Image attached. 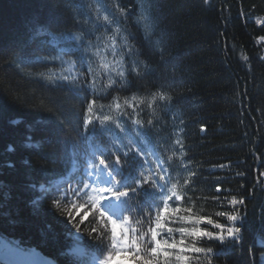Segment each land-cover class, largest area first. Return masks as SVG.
I'll list each match as a JSON object with an SVG mask.
<instances>
[{
    "label": "trees",
    "instance_id": "obj_1",
    "mask_svg": "<svg viewBox=\"0 0 264 264\" xmlns=\"http://www.w3.org/2000/svg\"><path fill=\"white\" fill-rule=\"evenodd\" d=\"M101 4L126 30L134 54L125 56L124 81L115 77L118 83L102 93L97 108L113 97L121 103L133 95L144 99L137 111L145 136L137 137L136 126L127 117L123 120L151 168L163 160L168 186L179 181L184 200L170 202L172 207L194 206L196 215L228 223L214 215L233 207L221 201L233 196L244 201L235 206L240 211L236 226L241 227L236 241L204 239L196 246L211 247L213 253L185 252L188 259L177 264H264L259 258L264 254V40L259 39L264 37V0H0V235L36 249L55 264H85L65 251L76 229L53 207L58 193L45 195L38 187L65 176L75 157L96 163L104 158L101 152L115 151L114 142L122 139L128 145V137L114 124L111 136L120 138L115 141L100 133L99 124L95 134L86 130L83 113L94 98L91 91L55 79L73 64L87 72V63L83 69L78 63L84 46L106 43L105 28L96 23L95 9ZM76 34L84 35V45L73 38ZM105 55L112 59L110 52ZM134 61L140 75L131 71ZM92 62L99 69V60L93 57ZM155 93L169 99L157 100L150 109L147 102ZM89 144L96 156L88 155ZM136 160L144 163L140 156ZM189 172L195 176L184 186ZM79 174L69 180L75 183ZM67 187L66 182L61 190ZM41 196L39 205H33ZM144 199L138 196L130 203ZM142 214V208L132 211L133 223ZM180 215L188 213L181 211L167 226L191 227ZM136 226L145 232L149 227ZM89 231L82 225L81 244L103 256L96 249L104 245ZM171 237L180 245L179 232ZM145 239L150 241V233Z\"/></svg>",
    "mask_w": 264,
    "mask_h": 264
},
{
    "label": "snow or ice",
    "instance_id": "obj_2",
    "mask_svg": "<svg viewBox=\"0 0 264 264\" xmlns=\"http://www.w3.org/2000/svg\"><path fill=\"white\" fill-rule=\"evenodd\" d=\"M96 2L99 4V0H96ZM207 2L208 0H205V3ZM95 11L97 14L96 23L105 28L103 39L106 43L103 46L100 43L93 45L89 41L84 46L83 55L78 58V63L80 69H83L85 63H87V72L77 70L75 64H73L63 70L71 74H61L55 79L67 81L74 86H80L82 89L91 91L94 98L88 101L87 108L83 113V126L86 130H90L95 134L96 126L99 124L100 133H109L110 139L115 141L120 138L111 136V133L114 132L111 126L114 124L115 128L120 129L121 133L128 137V145H124L122 139L119 144L114 142L115 151L108 155L101 152V156L104 158L99 159V164H96L92 159H87L83 175L75 183L70 180L67 181V188L61 190L62 185L60 182L49 181L47 187L41 184L39 190L45 195L58 193V195L53 196V207L63 214L67 224H71L76 229L77 234H81L82 225L85 224L90 229L89 235L96 234L92 238L104 245L103 248L96 249L98 252H103V258L99 259V264H114L117 257L121 256H127L134 264L135 262H139V264H160L157 259L159 255L162 254L168 257L170 253L167 249L177 248L176 241L171 237L174 232L181 234L182 238L179 241V244L182 245L180 248L181 253H213L211 247L196 246L204 239L219 240L221 242L236 241L241 233V227L236 226L237 221L240 220V211L235 206L243 204L242 199L238 200L233 196L231 199L225 198L224 201H221L222 205L228 204L233 207L230 210L217 211L214 215L225 218L228 223H221L211 216L196 215L193 211L194 206L182 209L180 205L172 207V204H170V202L175 203L184 200L179 181L172 183L170 187L168 186L169 169L163 167V160H156V169L151 168L144 149L139 146L136 137L131 135L127 127V121L123 120V117H127L131 120L132 125L136 126L134 130L137 137L143 138L145 136L142 131L145 122L140 118L137 111L140 105L145 102L143 98L133 95L131 98H124L121 103L119 97H113L109 105L101 104L97 108V100L103 98L102 93H107L109 89H113L118 83L115 77L120 78L119 82L124 81L128 71L125 67V56L130 57L134 54V46L129 44V36L125 34L126 30L120 27V21L113 13L108 12L106 6L101 4ZM119 12L124 15L123 9H119ZM144 20L147 22V17H144ZM108 31H111L112 35H107ZM36 34L41 35L42 30L37 28ZM73 38L80 45H84V35L76 34ZM101 39V37H97V41ZM259 39L264 40V37ZM109 52L112 56L111 60H108L107 55H105ZM85 57H87V61H85ZM93 57L99 60V69L93 67ZM52 59L58 60L60 57L57 56ZM131 71L140 75L135 61L131 66ZM47 78L53 79V77ZM102 78H106V82ZM98 84L101 85L100 89L97 87ZM167 99L169 98L163 93L152 94L151 99L147 102V107L151 109L157 100L165 101ZM105 108H107V111H105ZM127 109H132V112L129 113ZM152 124L153 121L149 119L147 125L151 126ZM29 140H31V137H29ZM176 143L179 144L180 141H176ZM32 146L39 147L38 144ZM89 147L91 148L92 145L89 144ZM122 148L127 150L121 152ZM92 155L95 156V151L92 152ZM112 156L115 157L114 160L111 159ZM137 156L144 159L143 164L136 160ZM171 160L172 156H169L168 161L171 162ZM221 167H224V165H221ZM75 170L74 167L73 171ZM68 175L70 176L71 173H68ZM194 176L195 173L189 172L188 177L183 181V185H189ZM145 185L148 187H145ZM33 187L35 186L33 185ZM149 189L152 191L150 192ZM217 191H220L219 187ZM138 196L145 197L143 203L131 204L130 202ZM44 198L45 196H41L33 200V205L38 206L40 200ZM213 199L218 200L219 197H213ZM158 201L162 202V207ZM141 208L143 209L141 218L136 219L133 223L132 211L139 213ZM154 209L155 214L153 215ZM181 211L188 213V215H180L179 220L190 223L191 227H168V223H175L173 216L181 213ZM126 212L129 214L125 215ZM90 217L91 219H89ZM93 221H95V224ZM144 223L149 225L147 232L136 226H142ZM202 224L210 225L217 231L201 227ZM162 232H167L169 236L165 238ZM149 233L150 241H146L145 238ZM170 239L171 242H169ZM149 243L151 247H149ZM175 259L183 262L188 257L176 255ZM207 264H211V260H208Z\"/></svg>",
    "mask_w": 264,
    "mask_h": 264
},
{
    "label": "rangeland",
    "instance_id": "obj_3",
    "mask_svg": "<svg viewBox=\"0 0 264 264\" xmlns=\"http://www.w3.org/2000/svg\"><path fill=\"white\" fill-rule=\"evenodd\" d=\"M68 73L69 72H65L64 71L63 74L64 75H68ZM94 151L96 153V150L93 147H91L90 148V153L92 154V152H94ZM85 161L86 160H81V158L76 157L73 160L72 169L75 167V169H76L75 171H77L78 169H81L82 172H83L84 167H86ZM96 164H99V163H96ZM80 177H81V175H79V178ZM66 179H67V177H65V178H63L61 180H58V179L54 180L53 182L64 183L66 181ZM47 186H48V184L45 185V187H47ZM164 233L165 232H162V234H164ZM78 237L79 236H78L77 233H74L71 236V239L75 242L74 245L76 246L74 249H71L69 251L72 254H74L73 251L81 249L80 248L81 247L80 246L81 240ZM177 246L178 247L175 248V249H167V251L170 253V255L168 257H165L162 254L157 257V259L160 261V264H170L169 262H172L173 264H177V262H176L177 260L175 259L176 255H182V253L180 252L181 246L180 245H177ZM5 249L6 250L10 249L11 252H12V255H10V256L5 255V252H6ZM31 249L34 250L33 248H30L28 246L23 245L21 242H19L16 239H8V238H5V237L0 235V263H2V264H41V263H39V262H37V261H35L33 259H29L27 257V254L31 253ZM21 253H23V254L25 253L26 256L22 255ZM74 255H76V254H74ZM81 256L84 257V256H87V255L84 253ZM126 257L127 256L117 257V259L114 261V264H127V263L134 264V262L128 260ZM259 258H260L261 262H264V254L260 255ZM86 259H87V263L88 264H99V259H102V258H99L97 255L92 254L90 256H87ZM166 259H169V260H166ZM137 264H139V262H137Z\"/></svg>",
    "mask_w": 264,
    "mask_h": 264
},
{
    "label": "bare ground",
    "instance_id": "obj_4",
    "mask_svg": "<svg viewBox=\"0 0 264 264\" xmlns=\"http://www.w3.org/2000/svg\"><path fill=\"white\" fill-rule=\"evenodd\" d=\"M6 250V249H5ZM8 250V251H7ZM5 252V255L10 256L12 255V252L10 249H7ZM18 251V250H17ZM17 254V253H16ZM22 255L26 256L25 253H21ZM27 257L29 259H34V260H40V262L42 264H54L51 260L45 258L44 256H42L38 251L32 250L31 249V253L27 254ZM19 260V259H18ZM2 264V263H1ZM130 264V263H127Z\"/></svg>",
    "mask_w": 264,
    "mask_h": 264
}]
</instances>
